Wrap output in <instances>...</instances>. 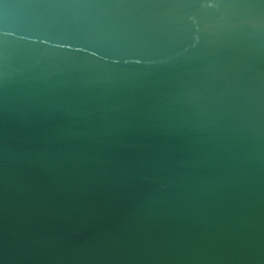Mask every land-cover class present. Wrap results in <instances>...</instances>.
Masks as SVG:
<instances>
[{
    "label": "water",
    "instance_id": "1",
    "mask_svg": "<svg viewBox=\"0 0 264 264\" xmlns=\"http://www.w3.org/2000/svg\"><path fill=\"white\" fill-rule=\"evenodd\" d=\"M0 264H264V0H0Z\"/></svg>",
    "mask_w": 264,
    "mask_h": 264
}]
</instances>
